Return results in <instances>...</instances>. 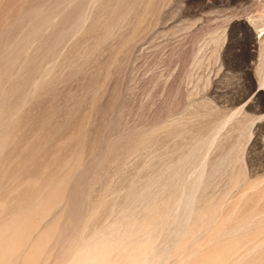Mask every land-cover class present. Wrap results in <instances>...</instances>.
I'll list each match as a JSON object with an SVG mask.
<instances>
[{"label": "rangeland", "instance_id": "rangeland-1", "mask_svg": "<svg viewBox=\"0 0 264 264\" xmlns=\"http://www.w3.org/2000/svg\"><path fill=\"white\" fill-rule=\"evenodd\" d=\"M262 17L0 0V264H264Z\"/></svg>", "mask_w": 264, "mask_h": 264}, {"label": "bare ground", "instance_id": "bare-ground-1", "mask_svg": "<svg viewBox=\"0 0 264 264\" xmlns=\"http://www.w3.org/2000/svg\"><path fill=\"white\" fill-rule=\"evenodd\" d=\"M261 23H262V25H264V17H262ZM261 48H262V51H263L264 50V43H262ZM263 56H264V51H263Z\"/></svg>", "mask_w": 264, "mask_h": 264}]
</instances>
